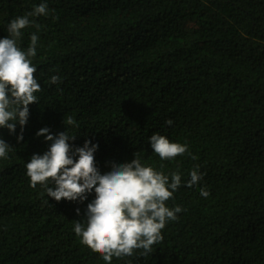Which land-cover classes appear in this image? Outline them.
Segmentation results:
<instances>
[{
    "label": "trees",
    "instance_id": "16d2710c",
    "mask_svg": "<svg viewBox=\"0 0 264 264\" xmlns=\"http://www.w3.org/2000/svg\"><path fill=\"white\" fill-rule=\"evenodd\" d=\"M42 3L47 15L30 17L39 28L19 42L27 49L39 37L38 104L23 141L19 125L0 129L12 147L0 158V264H106L74 232L95 192L57 202L31 186L26 164L48 150L37 136L45 127L75 136L74 147L98 144L102 174L136 152L170 181L181 174L166 204L183 211L163 240L111 264H264V0H0V39ZM67 116L78 127L65 126ZM155 133L188 152L161 160ZM197 166L203 179L189 188Z\"/></svg>",
    "mask_w": 264,
    "mask_h": 264
},
{
    "label": "clouds",
    "instance_id": "9594fccd",
    "mask_svg": "<svg viewBox=\"0 0 264 264\" xmlns=\"http://www.w3.org/2000/svg\"><path fill=\"white\" fill-rule=\"evenodd\" d=\"M47 12V4L42 3L24 16L14 18L8 25L9 35L0 39V129L15 134L19 125L18 142L24 138L29 106L38 104L36 93L41 91L32 62L37 55L39 37L32 34L27 49L21 48L19 42L24 29L33 25L39 28L29 18L47 15ZM60 80L53 75L50 83L58 84ZM166 123L171 126L173 121ZM64 124L78 127L72 116L65 117ZM37 136L45 137L50 146L43 155L33 154L26 164L31 186L45 187L47 195L57 202L84 203L95 192L84 213L85 223L76 220L74 232L106 264H111L114 256H132L136 250L142 249L143 255L150 253L153 245L163 240L162 230L167 222L176 220L177 214L183 211L180 206L169 208L166 204L181 186L179 172L171 173L170 181L163 171L142 163L140 153L136 152L131 162H113L111 171L102 174L95 159L98 144L86 140L83 147H74L70 141L74 142L75 136L67 131L53 135L47 127L39 130ZM149 144L161 160H171L188 152L187 144L171 142L159 133L149 138ZM11 150L0 138V158H8ZM202 179L197 166L190 172L187 187ZM49 181L53 187L48 186ZM200 191L202 196L209 195L204 189ZM76 212L81 215L79 208Z\"/></svg>",
    "mask_w": 264,
    "mask_h": 264
}]
</instances>
